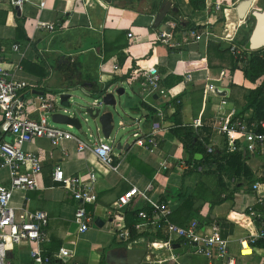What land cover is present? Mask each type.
Returning a JSON list of instances; mask_svg holds the SVG:
<instances>
[{"label": "crops", "instance_id": "crops-1", "mask_svg": "<svg viewBox=\"0 0 264 264\" xmlns=\"http://www.w3.org/2000/svg\"><path fill=\"white\" fill-rule=\"evenodd\" d=\"M242 1L205 0V8L194 14L188 0H174L180 12L179 22L184 23V29L171 30L173 42H181L175 46H169L158 39L162 29L156 27L154 22L162 0H112L107 8L93 0H47L42 10L38 7L39 0H31L19 11L9 0L0 4V44L6 48L2 64L7 68L19 65L16 76L37 84L24 90L23 98L37 100L49 88H60V94L67 91V87L73 84L66 80L65 69L59 68V63H73L77 60L81 62V68L75 77V84L85 88L87 94L82 91L86 95L96 99L89 83L105 87L117 78L115 83L126 82L131 86L134 100L126 95L131 101L127 103L126 100L124 105L126 109L130 107L132 111L141 113L133 119L142 131L150 133L155 122L162 126L155 136L157 143L139 145L135 144L134 139L127 148H124L125 144L120 148L118 143L113 145L116 161L114 167L101 164L90 151L80 153L72 140L63 141L61 146L55 147L49 139L38 138L27 145L43 161L39 187L27 192L15 191L12 205L18 209L26 206L32 211L44 210L48 213L47 232L50 243L45 246V250L57 253L60 247L65 246L72 253L66 261L60 260L56 264H114L107 260L109 253L119 256L124 253V248L135 247L119 235V229L115 226L121 223L126 229L133 226L139 232L149 229L139 227L142 222L138 216L139 210H150L146 201L134 198L131 207L118 210L115 206L118 197L133 187L148 192L155 201L167 202L172 211L171 219L179 225H185L193 219L217 224L223 238L229 240V255L236 259V264H264V246L259 242L251 255L240 254V239H246L255 229L246 209L255 200L249 187L246 189L240 184L231 187L229 180L233 176L219 172L216 165L203 166L202 170H198L200 165L195 163L194 171L188 170L186 165L189 153L181 139L172 132L174 121L171 117L176 110L174 100L176 103L181 101L180 118L183 124L191 126L193 119L201 117L206 124L203 129L204 138L214 144L216 150L226 153L231 152L227 149L225 138L217 134L214 124L222 96L228 99L224 108L226 114L236 108L237 114L258 120L255 108L246 109L245 106L248 95L261 84L263 76L255 82L249 80L245 76L244 62H239L234 71L231 69L236 55L229 47L235 45L237 48L248 49L247 42L254 27V19L249 13L258 10L256 6L260 2L256 0V4L244 16H240L237 7ZM218 3L221 4L220 10L216 8ZM172 12L163 23L176 22L178 17H173ZM252 20L253 25H250ZM38 21L54 22L56 29L49 31L36 27ZM21 22L22 26L19 27ZM192 25L202 27L196 29L202 35L201 39L195 40L189 35L194 29ZM242 31L246 38L238 44L239 33ZM129 33H133L132 38ZM206 33L210 34V38ZM184 34L189 35L190 43L183 42ZM15 43L20 45L17 51L13 49ZM224 50L223 56L219 55ZM81 54L89 55L81 59ZM152 66L158 67L164 80L169 75L181 77L171 87H167L164 82L169 91L167 97L145 99L142 79H136L138 82L130 81L137 69ZM223 73L225 76H222ZM225 79H229V84L225 83ZM115 83L109 91L119 87ZM208 83L222 88V95L210 94L207 98L205 93ZM143 101L154 108H161L163 114L156 112L154 116H149L148 104ZM30 116L38 118L39 113L32 111ZM1 123L0 117V140H10V135L2 132ZM63 148L67 154L62 151ZM115 149L119 151L115 152ZM247 160L245 163L250 170L261 162L259 158ZM57 165L63 167L67 176L86 177L89 173H95L97 199L86 205L89 229L85 232H79V224L74 219L77 206L74 194L64 183L54 179ZM8 177V171H2L0 182L8 184ZM219 179L224 189L218 187ZM243 188L245 191L241 193ZM230 193L233 196L229 198ZM216 194L225 200L212 202ZM120 216L124 219H118ZM98 219L103 221V225L97 224ZM144 236L155 237L143 234L137 236V243H143ZM175 244L179 246L174 245L172 253L163 247L155 249L159 257L175 256V259L161 264H225L222 259L210 260L195 254L193 246ZM15 247L12 258L18 264H33L29 246ZM143 264L148 263L144 261Z\"/></svg>", "mask_w": 264, "mask_h": 264}, {"label": "built area", "instance_id": "built-area-1", "mask_svg": "<svg viewBox=\"0 0 264 264\" xmlns=\"http://www.w3.org/2000/svg\"><path fill=\"white\" fill-rule=\"evenodd\" d=\"M14 7L20 9L30 3L31 0H9ZM89 2L91 0H82ZM104 8L111 4L112 0H93ZM174 4V0H171ZM4 0H0V4ZM47 5V0H39L38 7L40 10ZM217 9H221V4H217ZM174 21H168L170 31L179 26L180 18ZM54 31L55 23H47L38 21L36 27ZM186 29V28H185ZM162 30L158 39L169 46L180 45L181 42H173L172 31ZM130 38L133 33L128 34ZM195 40L202 38V35L192 29L190 34ZM184 34L185 43L188 42V36ZM209 33L206 36L210 38ZM190 43V42H188ZM20 45L15 43L13 49L19 50ZM234 54L237 53V47L230 46ZM6 48L0 44V117L2 118L1 130L3 133L10 135L11 139L0 140V176L4 170L8 171L9 183L0 182V264H12L8 257L7 245L14 246L27 245L30 248V255L33 264H56V262L66 261L72 255L71 250L65 246L60 247L57 253H50L45 250V246L50 243V237L47 232L49 215L44 210L32 211L26 206L14 207L12 199L15 191H31L39 187V177L43 170V161L38 153L27 148V145L38 138L49 139L55 147L61 146L63 141L72 140L77 144V150L80 153L90 151L98 161L106 167L115 166V156L113 153V145L109 142L111 138L104 136H96L89 128L91 136L95 137L94 142L89 143L80 136L73 134L69 130L62 128L57 123L51 121L54 112L60 110L55 100L43 94L37 100L25 99L22 92L29 87L37 84L29 83L24 79L16 76V70L19 65L13 68H7L2 64L3 54ZM104 64H101V67ZM118 68L117 65L114 66ZM222 76H225L223 73ZM142 79V91H144L145 99H150L157 95L158 97H167L168 89L164 83V77L157 66L144 69H137L131 80ZM129 81V82H130ZM85 89V88H84ZM223 89L213 83L206 84V97L210 94L222 95ZM105 93L99 97L100 99ZM61 95V94H60ZM60 98V96H58ZM96 98L94 104H98L100 99ZM178 102H181L178 100ZM228 99L222 96L220 104L217 106L215 117V128L217 134L223 136L226 140L227 149L231 153L240 152L244 154L245 162L247 159H261L257 167H251L255 180L250 182L245 176L241 179L233 176L229 182L230 186L243 185L248 188L254 195V202L247 206L250 219L255 225V229L248 235L246 239H240V254L242 256L251 255L254 246L261 240H264V119L250 120L245 115L237 114L236 108H233L227 114L224 111ZM32 111L39 113L38 118L30 116ZM158 113L163 114V110L159 108ZM138 124V123H137ZM121 125H125L121 121ZM195 131L208 153L216 151L214 144L204 140L203 129L206 127L201 117L193 119L190 124ZM158 122L153 124L150 133H144L140 127L134 131L135 144L147 145L157 143L155 137L157 132L161 130ZM168 127V126H167ZM96 130L101 132L100 127ZM151 136V137H149ZM67 154V150H62ZM186 165V164H185ZM186 168L193 169L194 165H186ZM202 170L203 166L197 167ZM54 179L64 183L65 187L71 190L77 200L75 208V221L79 224V232H85L89 229V217L87 216L86 205L96 201L97 194L94 186L96 179L95 173H89L88 176H67L61 165H57L54 170ZM243 188V189H244ZM245 191L242 190L241 193ZM134 198L146 201L150 205V210L141 209L138 216L142 219L139 227L155 226L157 229H163L168 237L166 239L147 237L142 243H137L138 238L130 239V231L121 223L115 226L119 229V235L133 244L135 247H142L147 250L144 261L148 264H161L164 261L175 259L171 257H159L155 253V249L163 247L171 253L174 251L175 243L190 245L194 248V253L205 256L206 258L222 259L225 264H236V259L229 255L228 239L223 238L219 226L212 223H203L198 219H193L185 225H179L171 219V208L167 202L155 201L148 192L138 187L131 188L128 192L120 195L115 202L118 210L128 207ZM258 206L260 208H258ZM120 213V212H119ZM121 214V213H120ZM118 219H124L120 216ZM245 249H250V253H245Z\"/></svg>", "mask_w": 264, "mask_h": 264}, {"label": "trees", "instance_id": "trees-1", "mask_svg": "<svg viewBox=\"0 0 264 264\" xmlns=\"http://www.w3.org/2000/svg\"><path fill=\"white\" fill-rule=\"evenodd\" d=\"M188 5L191 8L192 13L195 14V13L201 12L205 8V0H188ZM172 15L173 17L179 18L180 12L179 11L172 12ZM168 18L169 17H167L165 20H168ZM183 24L184 23L180 22L179 26L172 30L178 31L180 30V28L184 29ZM20 26H22V22L19 23V27ZM192 26L194 29L202 28L200 25L198 26L192 25ZM229 49L231 48L229 47ZM225 51L226 50H224L222 53L219 52L220 53L219 55L223 56V53ZM243 53L245 54V57L241 55L235 56L233 54L235 56V57L233 56L235 59V64L232 66L231 69L234 71L236 68H238L239 62H244L245 63V66H244L245 76L252 82H255L258 79H260L264 74V47L260 49H256V50L245 49ZM59 68L65 69L66 80L69 83H72L73 85H75L76 83L75 77L79 74V71L81 68V62L76 60L73 63L71 62H67L66 64L59 63ZM116 80L117 78L113 79V81L111 83H107L105 87H102L101 85L96 84V83H89L88 85L91 87V90H93V95L96 98H99L101 97L103 93H106L108 91L110 86L113 83H115ZM137 80H135V82L139 81ZM180 80H181V77L179 76L169 75L165 78L164 82L166 83L167 87H171ZM147 104L148 103H146V105ZM174 104H176V110L173 116L171 117V119H173L174 121L172 132L181 139V141L184 144V148L189 153V159L187 161L188 165L192 166V165H195V163L198 164L197 166L201 165V166H207V167L216 165V168L219 170V172L221 171L223 173L229 174L230 176H237L240 179L243 176H245L250 182H253L256 179L252 171L247 167L244 161L243 153H240V152L226 153L219 149H217L213 153H208L203 143L199 139L195 129L192 126H185L183 124V120L180 118L182 104L180 102L176 103V100H174ZM251 107L255 108V117L257 119L259 120L264 119V77H262L261 84L257 86L254 90H252L251 93L248 95V102L245 108L249 109ZM147 108L149 110V116H154V114L158 112L157 108H154L149 104L147 105ZM164 109H166V106ZM204 140L208 142L206 138H204ZM218 187H220V190L221 188L222 189L225 188L221 179H219ZM232 194L233 193L229 194V198L230 196L231 197L233 196ZM223 200H225V198L216 194L212 202H222ZM129 231H130V236H131L130 239L132 240L137 238V236H140L143 234H151L152 236H155L157 238H164V239L168 237L167 233L163 229H157L155 226H152V225H150L148 230L141 231V232H139L135 227L130 226ZM258 244L264 246V240L259 241Z\"/></svg>", "mask_w": 264, "mask_h": 264}, {"label": "water", "instance_id": "water-1", "mask_svg": "<svg viewBox=\"0 0 264 264\" xmlns=\"http://www.w3.org/2000/svg\"><path fill=\"white\" fill-rule=\"evenodd\" d=\"M253 0H243L237 7V11L240 16H244L249 8L254 5ZM256 4V3H255ZM19 11L20 8L16 7ZM178 12L179 8L173 4L171 0H162L160 10L156 16L154 22L156 27H161L162 30L166 29L170 31L168 25L163 23L170 12ZM251 18L254 19V27L250 38L247 42V48L256 50L264 47V7L258 10H253L249 13ZM225 83L229 84V79H225ZM81 88L86 94L87 90L79 84H75L71 87H67V91L60 95V110L54 112L51 116V121L61 125H68L76 130L84 128V124H88L90 119H93L95 125L100 127L101 133L105 138H111L112 132L115 128L116 117L121 112L126 111L123 99L121 98L125 94V88L119 86L114 90L108 89V91L102 96L98 104H94V100L91 103L88 102H71L73 101L74 95L71 93L74 90ZM71 90V91H70ZM89 94V93H88ZM90 95V94H89ZM157 98V95H154ZM121 121L119 124L121 125ZM124 122V121H123ZM125 123V122H124ZM123 128L125 125H121ZM89 129V128H88ZM132 143L126 142L125 147L131 146ZM122 142H118L120 148ZM98 225H103L101 219L97 220ZM175 244V247H178ZM147 254V250L142 247H130L124 248V253H120L119 256L114 254H108V261L114 264H142Z\"/></svg>", "mask_w": 264, "mask_h": 264}, {"label": "rangeland", "instance_id": "rangeland-1", "mask_svg": "<svg viewBox=\"0 0 264 264\" xmlns=\"http://www.w3.org/2000/svg\"><path fill=\"white\" fill-rule=\"evenodd\" d=\"M256 7L260 8V9L263 8L264 7V0H260V2H258V5ZM250 25H253V20L251 21ZM234 26H235V24H233L232 27L234 28ZM243 32L244 31L239 33V38L237 40L238 44L245 41L246 37L244 36ZM241 36H242V38H241ZM244 50H245V48H241V47L237 48V53L235 55H238V56L241 55V56L245 57V54L243 53ZM88 55L89 54H87V55L81 54V59H84V57H86ZM263 77H264V74H263ZM116 85L123 86L125 88V94L121 97L123 99L124 103L126 100H127V103L129 101H131V99H128V97L126 95L131 96V98L134 100V96L131 92V86L129 84L124 82L122 84L121 83H115V86ZM65 89H66V87H65ZM59 90H60V88H57V89L56 88H51V89L49 88L46 91L47 96L50 97L51 99L55 100L57 105L60 103V98L58 97V96H60ZM71 93L74 95L73 101H71V102L75 101V102H79V103H82V102L84 103L86 101L88 103H91V101L94 98L92 96L86 95L82 91L81 88H78L77 90H74ZM139 114L141 115L140 112L132 111L130 109V107H127L126 111L121 112L120 115L116 117L115 128L112 132L111 139H109V142L112 145H115L118 142H122V144H125L126 142H130V143L133 142V140L135 139V137L133 136V133L139 127L138 124L135 123V120L133 118H136ZM120 120H123L125 122L124 128L119 124ZM53 124H55V123H53ZM57 125L62 127V128H65V129H69L66 125H61V124H57ZM88 128H91V130L94 132V134H96L97 137H98V135L103 136V134L101 132H98L96 130L97 126L95 125V122L93 121V119H90V122L88 124H84V128L81 130H76L74 128L69 129V130H71L72 132H74L75 134H77L78 136L83 138L84 140L88 141L89 143H92V142H94L95 137L90 135ZM118 151H119L118 149H115V152H118ZM14 248H16L14 245H11V244L7 245L8 257L11 259L12 264H18V262L14 258H12L13 254L15 253Z\"/></svg>", "mask_w": 264, "mask_h": 264}, {"label": "bare ground", "instance_id": "bare-ground-1", "mask_svg": "<svg viewBox=\"0 0 264 264\" xmlns=\"http://www.w3.org/2000/svg\"><path fill=\"white\" fill-rule=\"evenodd\" d=\"M254 1V3L253 4H255L256 3V0H253ZM145 239H143L142 241H144ZM162 252V251H161ZM244 252L245 253H250L251 252V250L250 249H245L244 250Z\"/></svg>", "mask_w": 264, "mask_h": 264}]
</instances>
